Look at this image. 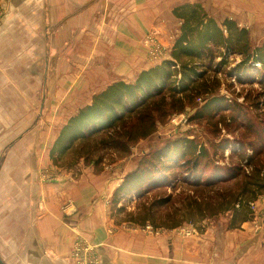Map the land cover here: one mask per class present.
Here are the masks:
<instances>
[{"label": "crops", "instance_id": "1", "mask_svg": "<svg viewBox=\"0 0 264 264\" xmlns=\"http://www.w3.org/2000/svg\"><path fill=\"white\" fill-rule=\"evenodd\" d=\"M0 4L4 7L0 133L7 136L26 134V120L35 125L39 117L46 122L58 117L63 126L109 86L134 83L141 72L159 64L145 48L147 35L155 33L169 54L181 24L174 10L207 6L203 0H0ZM209 6L225 7L223 20L264 37V0H209ZM132 170L121 163L108 179L82 176L38 188L36 212H25L22 232L11 243L23 248L18 262L9 263L1 255L0 261L264 264L263 196L249 202L250 207L255 205L252 219L235 228L229 222H215L202 225L200 232L195 228L198 235L187 236L194 227L149 230L131 223L117 225L108 216L109 200ZM13 182L25 184L24 193L34 192L28 176ZM64 201L71 203L66 212ZM9 221L3 222L7 228Z\"/></svg>", "mask_w": 264, "mask_h": 264}, {"label": "rangeland", "instance_id": "2", "mask_svg": "<svg viewBox=\"0 0 264 264\" xmlns=\"http://www.w3.org/2000/svg\"><path fill=\"white\" fill-rule=\"evenodd\" d=\"M203 2L207 6H200L206 14L221 24L225 20H223L225 7L211 8L209 0H203ZM179 23H181L178 30L180 33L182 22L179 21ZM150 34L144 39V45H147L146 42ZM249 34L252 49L264 44V37L253 36L250 31ZM156 42L159 49H162V54H157L159 49L152 45L145 47L148 53L150 52L153 59L159 64L170 60L172 51L168 54L158 38ZM216 52L223 51L216 50ZM242 60V56L234 55L226 63H221L220 57L212 62L207 77L208 89L213 90L212 94H206L204 89L200 88L196 91L191 103L186 104L183 111L172 114L164 122L158 123L156 132L131 146L127 155H121L113 149L97 152L94 148L99 139H92L82 143L77 142L62 157L59 155L51 157L52 146L61 129L69 121L67 120L62 126L63 120L58 117L47 122L39 117L35 121L36 125L37 121L41 120V127L38 126V129L34 128L33 120L30 121V124L26 120V134L7 136L0 133V255L9 263L18 262L19 250L23 248L11 243H16L22 232L27 220L25 212L28 209L31 213L36 212L34 198L38 188L42 189L43 186L55 182L64 184L66 181H78L82 176L108 179L110 176L116 175L115 170L121 163L124 166H132V171H134L143 159L150 158L167 141L179 137L194 140L196 144L203 146L208 151L209 159H205L202 163L203 166L207 164L204 168L205 179L214 177L216 173H219L221 178H225L229 175L230 169L235 166L242 167V175L236 180L223 179L225 181L217 183L214 189L200 187L194 189L182 182L183 172L178 168L176 171L178 172L177 180H173L174 176H171L169 180L172 181L169 186L162 187L143 199L134 197L131 201L121 202L118 207H114L112 206V196L108 205L110 220L117 225L131 223L152 228H155L154 225L183 224L194 227L199 232L202 225L207 226L215 222H229L231 225L233 211L219 212L220 202H223L224 199L231 201L233 198L240 197L246 177L253 172L254 168H261L264 175V148L261 149V141L257 138V131H260L261 122L264 119V88L259 81L261 75L264 74V69L258 65L257 73L249 74V77H244L240 82L231 76V72ZM214 96L223 97L229 109L214 116H206L205 119L194 120L196 112L203 106L205 100ZM254 143H256L255 148L261 149L258 154H253L249 148V145ZM243 145L244 148H242ZM23 176H28L33 182L34 192L27 189L24 193L22 187L25 184L13 182V179L17 181ZM184 176L187 177V175ZM189 182L194 181L190 180ZM249 196L245 194L240 199L248 200ZM28 197L30 198L28 199ZM166 198H170L168 199L169 203L149 210L155 200ZM193 198L200 199L202 205H194ZM24 201H26L25 205ZM68 202L70 201L63 202L64 212L71 205ZM191 203L192 208L189 205ZM121 207H124L125 210L118 213L117 210ZM7 210L8 214H6ZM188 210L192 212L191 217H187L190 213ZM250 210L252 212L251 207ZM19 220L21 221L19 222ZM8 221L7 228L3 222Z\"/></svg>", "mask_w": 264, "mask_h": 264}, {"label": "trees", "instance_id": "3", "mask_svg": "<svg viewBox=\"0 0 264 264\" xmlns=\"http://www.w3.org/2000/svg\"><path fill=\"white\" fill-rule=\"evenodd\" d=\"M174 15L182 22V26L172 48L171 59L141 72L134 83L117 82L95 95L92 103L70 118L61 129L52 146L51 157H62L77 142L92 139H99L94 148L97 152L113 149L121 155H127L131 146L156 132L158 123L183 111L200 88L204 89V93L212 94L213 90L208 89L207 77L212 62L219 57L222 59L221 63H226L234 55L243 57L231 72V76L240 82L244 77H249V74L257 73L258 65L264 69V44L252 49L249 31L240 28L233 20L225 19L220 24L208 16L200 5L178 7L174 10ZM216 50L223 52L218 53ZM259 81L264 88V74ZM225 101L223 97L217 96L206 99L193 119H205L206 116H214L229 109ZM257 135L262 149L264 119ZM254 145L256 143L250 144L249 148L253 154H258L261 149ZM205 159H209L208 151L194 140L179 137L167 141L125 176L113 194L112 206L118 207L121 202H129L134 197L143 199L148 194L169 186L171 176H174L173 180L178 179V168L183 172L182 182L194 189H214L217 183L225 181L223 179L236 180L243 173L242 167L235 166L225 178L216 173L214 177L205 179L204 168L207 164L202 165ZM190 180L194 182L190 183ZM243 187L241 195H251L248 200L240 199V195L231 201L224 199L218 206L219 212L233 211L231 228L252 219L249 202L264 196L262 169L254 168L246 177ZM168 199L170 198L155 200L149 210L169 203ZM192 203L202 205L197 198H193ZM192 203L189 204L190 208ZM124 210L121 207L117 212L122 213ZM189 212L187 217H191L192 212ZM182 225L154 226L179 228Z\"/></svg>", "mask_w": 264, "mask_h": 264}, {"label": "built area", "instance_id": "4", "mask_svg": "<svg viewBox=\"0 0 264 264\" xmlns=\"http://www.w3.org/2000/svg\"><path fill=\"white\" fill-rule=\"evenodd\" d=\"M3 13H4V7H3V5L0 4V21L2 19ZM156 39H157L156 34L152 33L148 37L146 44L155 46V47H157V49H159V46H158V44L156 42ZM157 54H162V49L161 48L158 50ZM251 209H252V211H254L255 210V205H251ZM147 229L152 230L153 228L151 226H147ZM193 234H197L198 235V231L195 228L192 229L191 232H186L187 236H191Z\"/></svg>", "mask_w": 264, "mask_h": 264}, {"label": "water", "instance_id": "5", "mask_svg": "<svg viewBox=\"0 0 264 264\" xmlns=\"http://www.w3.org/2000/svg\"><path fill=\"white\" fill-rule=\"evenodd\" d=\"M0 264H3V263L0 261Z\"/></svg>", "mask_w": 264, "mask_h": 264}]
</instances>
